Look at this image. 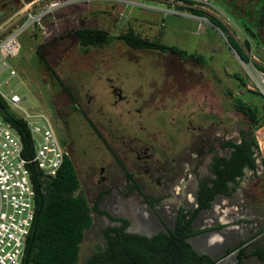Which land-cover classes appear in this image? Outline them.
Returning a JSON list of instances; mask_svg holds the SVG:
<instances>
[{"label": "flooded vegetation", "instance_id": "af4514ba", "mask_svg": "<svg viewBox=\"0 0 264 264\" xmlns=\"http://www.w3.org/2000/svg\"><path fill=\"white\" fill-rule=\"evenodd\" d=\"M129 29L131 28L121 33H125ZM115 40L117 39L113 41ZM113 41L103 46H92L88 51L91 48H105ZM117 41L127 49L157 53L159 66L150 65L151 61L141 59L134 61L123 58L130 64H146L154 71V76L147 80L148 88L145 91L141 88L138 89L141 91L138 98L135 96L138 91L136 88L129 94L118 86L115 80L110 77L111 74H107L105 77L106 80L111 81L109 92L114 98L113 108L120 103H126L129 98L134 100L135 105H138L135 112L146 111V118L141 114L139 117L148 120V125H145L143 120H139L137 134H130L127 131L126 126L121 122L122 113H118L117 117H112L102 107H96L87 92L80 89L73 92L58 76L61 83L58 84L56 81L59 90H61L59 95L63 99L66 98V105L63 109L67 108L72 113L73 129L78 131L79 136H82L81 132L86 130L87 135L99 143L97 146L95 145V149L100 150L98 151L100 154H97L100 158L91 168V182L94 186L93 198L87 195L88 186L86 189L84 188L76 167L77 161L74 157L72 138L67 133L66 119L71 115L61 114L58 109H55V104L50 105L53 113L46 114L57 133L65 156L74 168L79 191L85 197L89 207L91 224L86 231L95 230V234L101 240V245L97 249L100 248L102 251H105L107 247L106 235H114L115 230H123L126 234L148 239L161 233L168 234L169 231L175 230L180 215H184V220L191 218L197 207L199 193H205L206 187H216L222 191L214 195L209 202V207L201 210L191 221V229L196 226L198 229H203L201 227L208 222L213 226L221 222L220 228L203 231L196 237L200 239V237L218 231L222 236V242L220 245H216L222 253L220 261L223 264H247L254 256L245 257L241 262H238L237 256L231 255L238 248V246L234 247L238 242L236 241L237 235L229 224L231 215L218 216L212 212V208L213 205L223 200L228 203L238 202L241 194L238 193L237 186L245 177L246 171L253 172L248 167L243 168L242 176L236 175L235 170L228 174L222 171L224 169L222 160L229 161L234 150L225 144L227 142L239 144L242 138L241 132L251 130L249 122L246 129H241L236 124L237 122L224 125L220 119L222 109L219 113L218 103L217 108L214 109L216 114L209 115V112L206 111L207 114L196 117L191 111L187 115L183 114L181 119L174 118L172 112L177 106L174 102L176 95L180 97L181 106L189 103L191 98H196L197 102L198 99L200 101L199 89L203 87L196 83V93L191 97L187 96V92L189 89H193L192 78H202V75L207 77L208 60H205L204 55L194 49L192 52H188L178 48L185 53L178 54L171 50L162 52L154 49L131 48L124 42ZM52 79L54 80V78ZM152 81L159 82L158 85L162 92L157 86L153 87L155 83ZM173 81L179 85L178 92L176 86L170 87ZM61 84L62 86H60ZM205 101L208 102V97ZM61 105L63 106V103ZM200 106L202 104H198V107ZM231 109L233 112L240 113L234 109L233 101ZM170 113L171 115H169ZM54 121L57 123L56 125ZM229 125L233 126V134L226 137L228 134L225 133V130L229 128ZM215 126L222 128L221 134L211 132ZM258 156V152L254 150L253 157L256 166L258 165ZM217 165L219 166L217 167ZM245 201L246 204L252 203V196L250 194L243 196L242 202ZM246 211L247 215L252 214L250 208ZM202 212H210L212 216L201 218ZM149 220L152 221L150 228H143L142 223ZM255 226V222L246 224L243 246L249 247L251 242L253 243L252 240L256 237L253 234ZM190 238L192 237L187 238L188 243ZM192 249L200 255H205L201 253V244L198 248L192 247ZM260 262L264 264V261ZM217 264L219 263L217 262Z\"/></svg>", "mask_w": 264, "mask_h": 264}, {"label": "rangeland", "instance_id": "374dc122", "mask_svg": "<svg viewBox=\"0 0 264 264\" xmlns=\"http://www.w3.org/2000/svg\"><path fill=\"white\" fill-rule=\"evenodd\" d=\"M128 1L141 3L147 8L133 7L130 9L128 7L126 9V11H129L127 19L119 20L120 13L124 11V5L117 2V0H75V3L64 5L56 10L54 14L57 27L47 25V29L51 32L50 36L47 39L38 38L37 36L31 37L30 30L24 31L19 37L21 50L18 56L10 61L18 78L17 80H10L11 84L13 86L18 85L17 93L27 97L28 102L33 104V111L51 115L53 110L50 105L55 104V109H58L61 114L71 115L70 118L66 119L67 133L72 138L80 180L85 189L88 186L87 195L92 198L94 196V186L91 182V168L100 158L97 155L100 150L95 149V145L97 146L99 143L89 137L86 130L81 132L82 136H79L78 131L73 129L72 113L67 108L63 109L66 105V98H61L59 95L61 90H59L55 79L51 78L50 73L35 58L36 51L39 49L52 70L73 92H77V89L87 92L88 97H92L95 102V106L102 107L112 117H117L118 113H122L121 122L130 134L138 133L139 120H143L144 124L148 125V120L143 118L146 111L135 112L138 105H135L134 100L129 98L126 103H120L113 108L114 98L109 92L111 81L106 80L105 77L107 74H111L110 77L115 80L118 86L129 92V94L135 88L137 90L141 88L145 91L148 88L147 80L149 77L154 76L153 69L146 64L127 63L123 58L134 61L136 59L151 61L150 65L152 66H159V64L156 57L157 53L127 49L117 40L105 48H91L88 53H82L76 39L70 35L77 29L84 27L100 28L111 35H118L131 28L135 34L146 39L157 40L188 52H192L194 49L196 52L202 53L205 60H208L207 77L202 75V78H192L193 89H189L187 92V96L191 97L196 93V83L203 87L199 89L201 102L199 99L197 102L196 98H191L189 103L181 106L180 97L176 95L174 102L177 106L172 112L176 119H181L183 114L187 115L191 111L194 112L193 115L196 117L207 114L206 111L209 112V115L216 114L214 109L217 108L218 103L219 113L222 109L220 119L224 125L237 122L236 124L241 129H246L249 120L243 114L233 112L231 109V102L234 99H242L257 106L260 116L264 119V96L259 94L255 84L249 80L244 63L242 64L238 58V53H241L242 50L248 58L246 63H249V60L253 58L252 65H255V67L264 66V50H261L264 49V40L261 41L257 37H251L249 32L255 34V31L251 30L255 26V23H251L252 20L254 22L264 20V0H260L257 5L253 6H250L248 0H234L233 2H242L241 6L236 9L233 8L232 1L209 0L211 5L220 8L224 13V15L219 16L221 23L216 22L217 20L201 11H198L201 15L197 13L196 16L205 17L209 23H199L195 19L179 15L164 16L159 11L163 8V4L156 0ZM13 4L8 3V0H0V23L18 8L17 0ZM233 10H235L237 16L233 13ZM235 25L237 27L241 26L244 31L239 30V28L237 30ZM232 34L240 37L241 49L239 40ZM4 78H7V74L0 77L1 80ZM160 82H162V79H160ZM152 83H155L153 87L157 86L162 92L161 87L158 85L159 82L152 81ZM172 86H176L178 92L179 85L173 81V84H170V87ZM140 92V90L136 92L135 96L137 98ZM207 97L208 102L205 101ZM198 104H202V106L198 107ZM128 109L129 111H127ZM202 109L204 110L202 111ZM139 114L143 117L140 118ZM193 119L196 120L195 117ZM54 123L57 124L55 121ZM221 130L222 128L215 126L211 132L221 134ZM225 133L228 134L226 137L232 135L233 126L229 125ZM255 136L258 145L257 152L264 155V127L256 131ZM259 175L260 177L254 179L253 174L246 171L245 177L237 186L238 193L249 196L250 190L253 189L254 191L261 184L262 175L260 170ZM86 176L88 177L86 178ZM249 205L245 201L242 205V212L247 210ZM207 214H210V217L212 216L211 213ZM151 222V220L141 222L142 227L145 229L150 228ZM95 233L93 229L85 231L83 241L79 247L77 264H85L87 259L101 245V240L98 239ZM247 264L262 263L254 257Z\"/></svg>", "mask_w": 264, "mask_h": 264}, {"label": "trees", "instance_id": "16d2710c", "mask_svg": "<svg viewBox=\"0 0 264 264\" xmlns=\"http://www.w3.org/2000/svg\"><path fill=\"white\" fill-rule=\"evenodd\" d=\"M14 1L16 0H8V3L14 5ZM190 11L194 15L197 13L201 15L196 10ZM70 35L76 39L82 53H86L92 46H103L117 39L131 48L154 49L162 52L171 50L178 54H185L176 47L145 39L131 29L125 33L111 35L100 28L84 27L73 31ZM238 55L241 60L247 61L242 50ZM35 58L58 84L61 83L39 49L36 51ZM233 103L234 109L249 120L251 130L241 132L242 138L239 144L231 142L225 144L234 150L229 161L222 160L224 165L222 171L228 174L235 170L236 175L242 176L244 167L252 171L256 170L253 157L254 150H258L255 132L264 127V119L260 116L257 106L242 99H234ZM0 113L18 131L25 148L28 149L31 143L25 124L9 112L1 98ZM258 155L264 166V155ZM214 182L217 184L216 181ZM220 191L222 190L216 187H206L205 193H199L197 207L191 218L184 220V215H180L175 230L169 231L168 234L161 233L150 239L129 235L123 230H115L114 235L107 234L105 251L99 248L98 252L92 254L85 264H217L218 261L209 256L195 252L187 242V238L203 232L191 229V221L201 210L209 207L210 200ZM36 204V218L27 239L22 264H77L79 247L83 241L84 232L91 224V217L86 199L79 191L74 168L66 156L56 176L38 184ZM252 255L259 261H264V251L256 250Z\"/></svg>", "mask_w": 264, "mask_h": 264}, {"label": "built area", "instance_id": "2783aa9c", "mask_svg": "<svg viewBox=\"0 0 264 264\" xmlns=\"http://www.w3.org/2000/svg\"><path fill=\"white\" fill-rule=\"evenodd\" d=\"M156 1L167 6L159 9L164 16L179 15L199 23H209L205 17H197L190 10L204 12L218 22H221L219 16L224 15L209 0ZM117 2L124 5L119 20L127 19L128 7L147 8L128 0ZM72 3L75 0H17L18 8L0 23V77L7 74V78L0 79V98L9 112L25 124L31 143L26 149L18 131L0 113V264H22L27 239L36 218L38 184L56 176L65 156L47 116L33 111V104L28 102L27 97L17 93L18 85L11 84L10 80L18 78L10 61L21 50L19 37L24 31L30 30L31 37L47 39L51 33L47 25L57 27L56 10ZM238 58L244 63L249 80L264 96V69H261L264 66L252 65L253 58L249 63Z\"/></svg>", "mask_w": 264, "mask_h": 264}, {"label": "crops", "instance_id": "0c3cea01", "mask_svg": "<svg viewBox=\"0 0 264 264\" xmlns=\"http://www.w3.org/2000/svg\"><path fill=\"white\" fill-rule=\"evenodd\" d=\"M231 1L233 3L232 6L234 9L239 8L241 6L242 2L239 3L238 1L233 2L234 0H228V2H231ZM259 1L260 0H248V2L251 4L250 6L257 5ZM163 7L166 8L167 6L163 4ZM233 13L237 16V13L235 12V10H233ZM251 23H255V26L251 29L252 31L253 30L255 31V34L249 31L251 33V37H257L261 41L264 40V20L257 21V22H254L252 20ZM222 26H225V25H222ZM238 28L239 30L244 31V29L241 26L239 27L236 26L237 30ZM232 35L239 40V47L241 48L240 37L235 36L234 34ZM247 41H248V37H247ZM261 50H264V49H261ZM257 161H258V165L256 166V170H254L251 173L253 174V178L256 179L260 177L259 175V170H260L262 176H261V184H259L254 191L253 189L250 190V195H252V203H250L249 208L252 210L251 211L252 214L247 215L246 210L242 212L243 195H241L242 197L240 196V200L238 202L235 201L234 203H228L226 200H223L213 205V208H212V212L218 216H221L224 214L226 215L228 214V216L231 215L229 224L231 225V229L237 235L236 241H238L237 244L234 243L235 244L234 247L238 246L237 251L235 253H232L231 255L232 256L236 255L237 256L236 260L238 262H241L242 259H244L245 257L254 256L252 255V253H254L256 250L264 251V166H262L260 158H258ZM207 213H210V212H207ZM207 213L202 212L200 217L201 218L210 217V214H207ZM250 222L256 223V226L254 227V230H253L254 231L253 234H255L256 237L255 239L252 240L253 243L251 242L249 247H245L243 246V243H244L243 236L246 230L245 226L247 223H250ZM216 224L213 226L212 224H210V222H208L206 225L201 227L203 229H198L197 226L194 224L196 227L193 230L207 231V230L217 229L221 227L220 226L221 222L216 223ZM221 242H222V236L220 235V233H218V231H214L213 233H210L204 237H200V239L194 236V238L192 239V246L194 249H196L201 244V248H202L201 253L209 256L213 260H216L222 263V261H220V258L222 257V253L218 250L217 248L218 246H216V245H220ZM250 246H251V249H250ZM237 252H238V255H237ZM254 257L256 258V256ZM256 260L259 261L257 258Z\"/></svg>", "mask_w": 264, "mask_h": 264}, {"label": "water", "instance_id": "95a60500", "mask_svg": "<svg viewBox=\"0 0 264 264\" xmlns=\"http://www.w3.org/2000/svg\"><path fill=\"white\" fill-rule=\"evenodd\" d=\"M194 237H192V238H190L188 241H189V243H190V245L192 246V239H193ZM193 247V246H192ZM219 264H223V263H220V262H218Z\"/></svg>", "mask_w": 264, "mask_h": 264}]
</instances>
